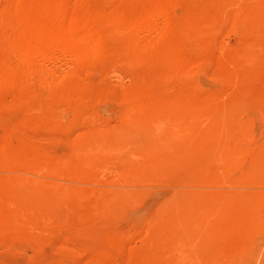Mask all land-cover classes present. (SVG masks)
<instances>
[{"label":"rangeland","instance_id":"obj_1","mask_svg":"<svg viewBox=\"0 0 264 264\" xmlns=\"http://www.w3.org/2000/svg\"><path fill=\"white\" fill-rule=\"evenodd\" d=\"M0 264H264V0H0Z\"/></svg>","mask_w":264,"mask_h":264},{"label":"bare ground","instance_id":"obj_2","mask_svg":"<svg viewBox=\"0 0 264 264\" xmlns=\"http://www.w3.org/2000/svg\"><path fill=\"white\" fill-rule=\"evenodd\" d=\"M159 25V24H158ZM158 29V28H157ZM135 31V30H134ZM150 33H151V31H150ZM149 33V34H150ZM153 33V32H152ZM66 34H68V33H66ZM143 34H144V32H143ZM147 35H148V33H147ZM153 35V34H152ZM144 36V35H143ZM81 40H82V38H81ZM85 40V39H84ZM88 41V40H87ZM80 42H82V41H80ZM80 42H78V43H80ZM88 43V42H87ZM135 43V42H134ZM59 44V43H58ZM91 44H92V42H91ZM89 45V44H88ZM93 47H94V45H93ZM92 47V48H93ZM83 48H84V46H83ZM57 49V48H56ZM79 49V48H78ZM58 50V49H57ZM83 50V49H82ZM85 50V49H84ZM88 50H90V49H88ZM68 51H69V49H68ZM92 54L93 53H91V56H92ZM38 55V54H37ZM87 55V54H86ZM88 56H89V54H88ZM28 57V56H27ZM26 57V58H27ZM39 57V56H38ZM37 57V58H38ZM57 57V56H56ZM25 58V59H26ZM45 59V58H44ZM32 60V59H31ZM57 60V59H56ZM91 60V59H90ZM47 61H48V59H47ZM37 62V61H36ZM52 62V61H51ZM70 62H71V60H70ZM53 63H55V59H54V62ZM68 63V62H67ZM38 64V63H37ZM51 64V63H50ZM60 64V63H59ZM59 64H57L56 65V63H55V65L57 66V67H55V71H59L60 72V68H65V70L67 69L66 68V65H65V63H64V61L62 62V64L60 65V66H58ZM72 64H73V62H72ZM54 65V66H55ZM71 65V64H70ZM47 67V66H46ZM37 68V67H36ZM73 68V67H72ZM64 70V69H63ZM69 71V70H68ZM66 72V71H65ZM62 79V78H61ZM177 202V201H176ZM177 210V209H176ZM190 210H185L183 207H180L179 209H178V211L175 213V215H174V217L173 218H171L172 219V222H176V223H178L179 225H182V228L184 229L185 227V225L187 224V221H184V220H188L189 218H190ZM190 220V219H189ZM186 222V224H184L183 225V223H185ZM191 222H192V220H191ZM175 224V223H174ZM190 227V226H189ZM181 228V227H180ZM192 228V227H191ZM190 229V228H189Z\"/></svg>","mask_w":264,"mask_h":264}]
</instances>
